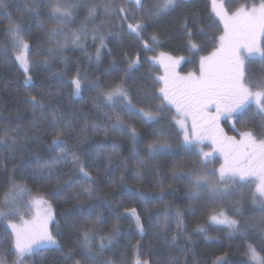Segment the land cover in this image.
Masks as SVG:
<instances>
[{"label": "snow or ice", "instance_id": "obj_1", "mask_svg": "<svg viewBox=\"0 0 264 264\" xmlns=\"http://www.w3.org/2000/svg\"><path fill=\"white\" fill-rule=\"evenodd\" d=\"M192 0H101L100 3L90 2V0H49L47 4V25L44 27L45 43L49 45L44 51V45H40L38 52L44 54L43 63L48 64L47 57L60 56L62 51L71 43L85 50L83 40L89 36L93 41H99L96 48V60H100L102 49L106 48L105 41L111 31L105 29L112 28V19L119 21V32L117 37L126 33L134 35L139 40L146 51H152L148 40L144 39V33L154 22L162 17L170 15L176 11L181 4H189ZM4 0H0V5ZM32 8L29 11L39 16L38 10L41 5L32 0ZM212 14L218 18L223 25L222 34L212 38L209 42H214L217 47L208 55L199 57L198 71H189L181 74L177 71L184 57H173L167 53L160 52L152 60L163 68L164 74L152 79L153 85H160L158 89L150 94L146 93L145 99L149 102V107H137L132 100V93L127 87V78L139 67L140 57L128 58L127 66L121 68L113 61L109 68L111 71L124 72V77L120 82L115 80L102 83L101 77L89 81L87 74H82L79 69L70 78V95L74 99H79L86 89L95 90L96 96L92 98V103L98 109L101 105L108 107L109 113H102L107 117L105 123L100 124L95 120H89L88 114L82 117L83 122L76 119L71 111V105L65 108L59 93H48L47 99L43 96L27 95L25 102L29 104L33 111L32 127L43 130H51V145L60 148L59 153L50 158L48 164V177L55 171L60 173L63 168L70 166L77 177V182L87 185L79 194L85 200H90L96 194V179L88 171V160L106 162L112 165L114 158H119V145L113 141L111 151L103 148V145H88L91 136L103 135L105 138L118 134H127L133 141L131 156L136 164L135 177L138 181L143 180V173L140 168L144 167V160L140 158L136 144L139 137L136 128L128 124L119 113L115 111L121 108L129 114L139 115L146 122L161 125L153 130L156 139L147 145V155L154 158L156 155H179L180 151L191 153L194 149L196 155L200 157V167L205 171L193 169L187 174L190 190L186 194L189 199L193 198L196 192L207 191L209 201H225L243 187L245 183L253 182L255 178L258 183L252 193L253 204L258 206L261 213L258 218L251 217L254 224L258 225L260 231L264 232V0L258 3L252 0L250 3L241 4L232 10L225 3V0H211ZM83 6L86 15L78 28L69 29L68 25L74 22L75 15ZM97 23V19L100 16ZM201 17L193 13L191 20L184 17L181 30L184 33L185 47L192 54L203 50L204 45L197 42L198 36L207 34L205 29L215 27V21L207 25L200 23ZM199 25V27H197ZM8 37V47L13 51V58L19 62L24 69V85L33 84L31 76L28 74L32 66L30 59L31 44L24 38L21 21L9 20L5 28ZM149 39L152 45L159 44L157 33L151 34ZM7 50V49H6ZM259 56L261 65L259 70L249 67L250 58ZM91 59V57H89ZM103 75H110V71H105ZM159 103L154 107L152 101ZM255 105V115L260 117V122H244L241 129L236 128V123L242 121ZM166 106L175 109V115L170 119L178 126L179 131L175 133V139H171L165 132L164 110ZM39 112V116L35 114ZM72 119H69V116ZM190 121V124H189ZM222 121H233L232 128L237 135L229 136L221 125ZM22 129L19 125L11 123L0 127V149L14 154L17 147V140L20 139ZM24 139H28L25 134ZM74 139L76 143L71 148H67V140ZM205 141L210 142L214 151L219 152L223 157V163L219 169L207 170V165L211 163L212 152H205L200 145ZM87 145V147H86ZM124 169L119 177V185L125 192L147 200L146 194L141 191L132 192L128 189L125 176L130 171L128 163L121 161ZM179 173H174L178 176ZM215 177V179H213ZM160 185L158 199H163L165 188L163 179L157 181ZM171 185L168 188L171 189ZM28 189L14 182H11L10 192L4 196V207L7 212L0 209V220L19 215V210L10 206L9 196L11 193H23ZM74 206L78 210L81 220L66 221L64 227L71 228L80 237L75 249H67L61 245L60 226L55 221V215L51 204L42 196L35 198L33 203L43 206L42 211H37L36 216L31 220H22L21 223L9 221L7 227L11 229L9 233L10 250L14 251L15 259L11 264H36L33 257H40L46 250H55L63 254L65 264H152L150 259H141L140 251L142 246L133 250L131 258L124 257L119 262L113 257L106 256L118 243V229L114 226L112 231L105 234V230L100 227L99 214L95 221H90L87 217L92 215V207L85 208L83 201L77 198ZM85 212L87 216H85ZM233 215L228 212L216 209L210 216V220L217 224L226 225L233 234H238L241 239L246 240L249 233L242 230L239 220L233 218L234 215H243L240 207L232 206ZM72 215V213H68ZM130 215L135 218L136 227L142 235L145 231L141 223L140 216L135 208L130 210ZM175 222L176 231L170 240L165 239L163 247L167 250L165 264H188L187 255L181 259V253H188L191 249L180 247L182 239L190 241L191 237H185L187 231L184 225V213L176 209L174 213L166 211L160 223L165 229L170 230L171 222ZM54 224L56 232L49 228ZM204 232L203 227L197 228ZM247 261L245 264H264V256L252 244L246 246ZM3 249H0V253ZM41 259H43L41 257ZM0 264H8L3 254H0ZM215 264H229L227 259L217 258Z\"/></svg>", "mask_w": 264, "mask_h": 264}, {"label": "trees", "instance_id": "obj_2", "mask_svg": "<svg viewBox=\"0 0 264 264\" xmlns=\"http://www.w3.org/2000/svg\"><path fill=\"white\" fill-rule=\"evenodd\" d=\"M90 2L100 3L101 0H90ZM250 2L252 0H225L226 5L232 10L241 4ZM36 3L41 5L38 9L39 16L29 11L33 6L32 0H4V4L0 5V127L11 123L14 126L19 125L22 129L14 154L0 149V205L4 202L5 193L10 192L13 180L25 186L31 193L44 195L54 207L55 221L60 226L58 239L67 250L75 249L80 239L71 228L64 227L66 221L82 219L74 207L79 197V200L84 202L85 208L91 206L93 209L92 215L87 217L90 221H95L99 214L100 227L105 230V234L112 231L114 226L118 229V243L105 253L106 256L113 257L118 262L124 257L131 258L133 250L142 246L141 259H150L152 264H165L167 250L163 244L165 239L170 240L175 234L176 225L174 221L171 222L169 230L165 229L160 221L166 211L174 213L177 208L184 213V225L187 229L184 236L191 237L190 241L182 239L180 242V247L191 249L186 254H180L182 260L187 255L188 264H215L217 258L227 259L229 264H245L248 243H252L258 251L264 249V232L260 231L259 226L255 225L251 219V217L258 218L261 214L258 206L252 202V193L255 191L253 183H245L243 187L237 189L230 200L209 201L206 190L196 192L195 196L189 199L186 195L190 190L187 174L193 169H201L200 157L195 154L197 150L194 149L191 153L180 151L176 156L161 154L149 158L147 145L156 139L153 130L161 125L146 122L139 115L129 114L121 108L115 111L128 124L133 125L139 137H142L136 144L140 158L144 160V167L140 168L143 173L142 181H138L135 177L137 166L131 156L133 141L127 134L107 138L99 135L89 138L88 145H103V148L109 152L113 141L119 145V158H114L112 165L94 158L87 161L88 171L96 179V194L90 200H85L79 195L87 185L77 182V177L70 166L64 167L60 173H57L53 166V175L51 179L47 178L50 158L56 156L60 148L51 145V130L46 129L43 124L40 125L42 131L32 127L33 111L31 106L25 102L27 95H36L38 98L43 96L47 99L48 93H59L64 102L63 106L67 108L71 105V111L81 123L83 122L82 117L87 113L89 120L103 124L107 117L102 113L111 115L110 109L104 105L98 109L93 105L92 98L97 94L95 90L86 89L82 92L81 98L74 99L70 95V78L79 69L82 74H87L89 81L100 76L102 83L105 84L113 80L120 82L124 77V72L111 71L110 64L115 61L121 68H125L128 58L135 59L138 55L140 57L139 67L127 78V87L132 93L133 103L138 108L149 107V102L145 99L146 93L150 94L160 86L153 85L150 77L155 78L156 76L147 70L149 66L154 65L152 56H158L160 52H164L173 57H184L179 69L187 73L198 71L199 57L208 55L217 47L216 43L209 41L222 34L223 25L212 14L211 0H192L189 4H181L176 11L148 27L143 35L153 47L152 51H146L134 35L123 33L119 39L117 37L119 21L113 18L112 28L105 29L106 32L111 31L112 35L105 41L107 47L102 49L99 61L96 60V48L99 47V41H93L89 36L84 39L85 50L69 43L60 56L47 57L48 64L43 63L45 56L38 52V48L43 44L46 53L49 47L45 43L44 27L41 26L42 22L45 26H49L47 25L49 0H36ZM193 13L201 17V24L207 25L215 21V27L205 29L207 39L205 36L197 37V42L203 44L204 47L202 51L194 54L185 47L184 33L181 30L184 17L191 20ZM85 15L86 12L82 6L75 15L74 22L70 23L68 28H78ZM10 19L22 22L24 38L31 44L30 59L32 60L33 81L31 86L24 85L25 74L14 60L12 49L8 47L9 41L5 28ZM100 19H103L102 15L96 22L99 23ZM153 33L159 36L158 45H152L149 39ZM247 63L253 70L260 69L261 61L258 58H251ZM105 71H110V75H103ZM158 103V100L152 101L151 106L154 107ZM255 113L256 107L253 105L247 116L243 117L241 122L236 123V128L241 129L244 122H249L248 126L252 127L250 123L252 120L259 123L260 117ZM35 115L39 116V112ZM173 115H175L174 109L166 106L163 126L171 139H175V133L179 131L178 126L170 119ZM72 118L70 115L69 119ZM232 123L233 121H224L225 131L230 136L237 135L232 128ZM25 134L28 139L23 138ZM65 139L67 148H71L76 143L74 139ZM122 160L128 163L130 169L125 176L127 188L133 193L144 192L147 200L140 199L121 189L119 177L124 169ZM174 173H179V175L174 176ZM160 178L163 179L165 188L162 200L157 198L161 188L157 181ZM168 185L172 186L171 189ZM234 204L243 212L242 216L236 214L233 218L239 220L244 230L249 233L246 240L241 239L238 234L224 233L221 227L209 222L210 216L216 209L233 215L232 206ZM133 208L137 210L141 223L144 225L145 231L142 235L136 227L135 218L130 215V210ZM85 216H87L86 212ZM17 217L15 216L16 220ZM198 226L203 227L205 231H198ZM53 227L56 232V226ZM9 233V229L0 222V249L7 248V251L2 254L8 263L15 259L14 251L10 250L8 243ZM261 255L264 256V252H261ZM30 259H35L36 264H65L63 254L55 250H46L40 254V257Z\"/></svg>", "mask_w": 264, "mask_h": 264}, {"label": "rangeland", "instance_id": "obj_3", "mask_svg": "<svg viewBox=\"0 0 264 264\" xmlns=\"http://www.w3.org/2000/svg\"><path fill=\"white\" fill-rule=\"evenodd\" d=\"M258 3V2H257ZM263 40V38H261ZM83 44H86L85 43V40H83ZM156 55L152 56V57H155ZM151 57V59H152ZM255 58H259V56H256ZM251 59V58H250ZM152 62H154L152 60ZM247 62V61H246ZM18 65L20 66L19 62H17ZM182 64V61L180 63V65ZM159 67V68H158ZM158 67H156V64L154 62V65L152 66H149L147 68L148 72H151L154 74V76L158 77V76H161L164 74V70L162 67H160L158 65ZM180 67V66H179ZM20 68L22 69V71L24 72V69L20 66ZM31 68L32 66L30 67L29 69V75L31 76ZM178 72H180L181 74H186L185 72H181V70L178 68L177 69ZM25 74V73H24ZM32 78V76H31ZM255 106V105H254ZM171 107V106H170ZM172 108V107H171ZM174 109V108H173ZM175 111V109H174ZM189 124H190V121H189ZM221 125L222 127L224 128L225 130V126H224V121L221 122ZM226 132V131H225ZM230 136V135H229ZM200 147L203 148V150L205 152H212L213 155L212 157L210 158L211 159V163H209L207 165V170L208 171H211L212 169H219L220 165L223 163V157L220 155L219 152H216L213 150L210 142L208 141H205L204 144L200 145ZM198 151V149H196ZM201 171H205V169H200ZM213 179H215V177H213ZM254 184V186L256 185V183H258V181L255 180V178H251ZM21 185V184H19ZM43 197L49 204H51L52 206V209H53V212H54V215H55V211H54V207L52 205V203L50 202L49 199H47L44 195H41V194H35V193H31L29 190L27 192H23V193H11L10 196H9V203H10V206H13L15 207L16 209L19 210V215L17 217V220L15 217H9V218H6V219H3V220H0V222H2V224L7 228L9 229V231L11 232V229L7 227L9 221H11L12 223H21L22 220H31L33 219L36 214H37V211H42L43 210V206H40V207H37L33 201L35 198H39V197ZM0 209H2L3 211L7 212L9 209L7 207H4V202L0 205ZM209 222L210 224H213L215 226H219L222 228L223 232L224 233H227V232H230L228 227L226 225H223V224H217V223H214L212 222L210 219H209ZM54 224H50L49 225V228L52 232H54ZM242 230H244V228L242 227ZM3 252H6L7 251V248L6 247H3ZM0 253V254H2ZM13 260H10V262L8 264H11Z\"/></svg>", "mask_w": 264, "mask_h": 264}, {"label": "bare ground", "instance_id": "obj_4", "mask_svg": "<svg viewBox=\"0 0 264 264\" xmlns=\"http://www.w3.org/2000/svg\"><path fill=\"white\" fill-rule=\"evenodd\" d=\"M120 39V38H119Z\"/></svg>", "mask_w": 264, "mask_h": 264}]
</instances>
